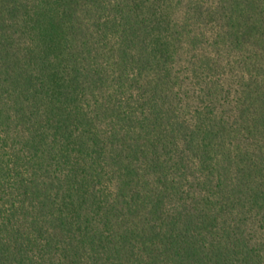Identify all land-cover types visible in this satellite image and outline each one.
I'll list each match as a JSON object with an SVG mask.
<instances>
[{
	"label": "trees",
	"instance_id": "obj_1",
	"mask_svg": "<svg viewBox=\"0 0 264 264\" xmlns=\"http://www.w3.org/2000/svg\"><path fill=\"white\" fill-rule=\"evenodd\" d=\"M0 264H264V0H0Z\"/></svg>",
	"mask_w": 264,
	"mask_h": 264
}]
</instances>
